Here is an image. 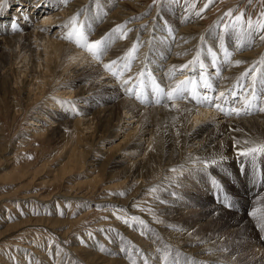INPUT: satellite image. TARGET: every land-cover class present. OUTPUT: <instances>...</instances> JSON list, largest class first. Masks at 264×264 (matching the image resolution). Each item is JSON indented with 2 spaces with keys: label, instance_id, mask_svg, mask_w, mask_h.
I'll return each instance as SVG.
<instances>
[{
  "label": "bare ground",
  "instance_id": "obj_1",
  "mask_svg": "<svg viewBox=\"0 0 264 264\" xmlns=\"http://www.w3.org/2000/svg\"><path fill=\"white\" fill-rule=\"evenodd\" d=\"M82 1L83 0H68L69 3L67 5H64L59 4L57 0H27L24 1V4L16 5L13 9L10 21L16 20L18 22V28H20V30L22 29V31L19 33H17L16 31H12L9 25L6 27L2 26L3 19L8 17L11 12H5L4 14L0 13V94L3 97L8 94L12 95L10 103L11 109L13 111V116L11 117V119L12 121H15L17 117L16 115L23 109L20 104L13 101L17 93L19 96L21 95V100L25 103V105L30 104L31 107H29L31 109L36 110V112L40 116L39 112L41 109L38 105L39 103H55L56 100L53 99V97H55L54 94L61 90L65 91L67 90L66 88H69V91L67 93L61 94H68V100L64 101L70 103L65 105L55 104V106L65 107V110L70 112V116L72 115L75 118L69 120V123H67L70 130H66L63 132L58 130V133L53 136V138H55L54 140L58 142V155H62V157H65V159L62 162L59 161L58 171L56 172V174L53 175V177H51L54 179L57 177V174H61V176L69 175L71 172H73L77 165L79 169H82L84 166L86 167V172L88 173L85 176L89 175L91 172L95 174H90L89 180H84L82 182L75 183V187L81 185L86 186V192H83L79 196H76V194L71 193H68L69 196H67L68 194H64L65 196L63 195V198L67 200V205L68 203L70 204L72 199L76 197L85 198L86 194H88L89 191L93 192V190H95L96 185L100 183L104 177V175H101L98 171H96L97 167H94V165L89 164L87 162L88 159L86 157L88 155V152H85L86 150H84V141H80L79 139V135L82 132L87 135V140H90V145L92 147L95 146L100 152H103V155H105L106 157V162L123 144L126 145L125 152L130 151L132 149V151L135 152L132 154V156H139L136 161H132L131 159H129L131 161V169L132 166L135 165L138 167H136L134 170L129 171L128 173L130 177L132 176V181L135 182V189L145 184V182L143 183L142 179H140L139 176L152 173L154 171L156 160L153 159L157 156L159 150H162L160 152H162V155L164 156V160L162 163L163 169L160 175H157L159 176V178L154 180L153 183L156 184V187H159V189H162L163 191H167L169 194L167 195V197L163 198V201L161 203H154L149 205V210H139L133 207V201L131 200L130 196L125 200L119 202V204L122 205L124 208H128L127 211H130L129 213L132 215V217H138L140 220L144 221V224L140 228H143L144 230L153 229V232L151 230L150 231L155 234L149 240L143 238V234L140 229L134 228V222L130 221V223H133L134 225L132 227L124 225V223H118L115 226L118 229V232H107L105 233V236L104 234L102 236H97V239H95L96 242L84 241L85 243L83 245H69L70 247L66 248L67 252L63 255L61 254V250H59V255L56 254L58 250L51 249L50 251V248L48 247L49 245L46 246V248L44 249L36 245V243L34 244V242L32 244L33 246L25 245L26 249L23 250L21 248L23 250V253L18 255L19 261L15 262V264H129L126 261L128 255H130V257L133 259L137 258L139 260H143L144 262L151 261L152 263L160 264V262H163L165 260V257L169 253L172 254H169L170 260H176L181 262L182 257L177 255H184L186 258H188V260H190V264H232L226 261L225 258L219 257L215 252L208 251L204 247H195L194 241L191 240L189 236L191 233L194 232L196 226H193L191 229H186L188 233L186 231H179L177 233L176 231L173 232V234L168 233V237H165V235L162 233V231L166 229L165 226H168V228L179 226L167 224L163 221H160L162 222V224L157 225L155 223V220L153 219V215L150 210L161 209V211L165 213L164 218H166L167 220L174 217H184L193 212H196L197 210L194 208V204L190 205L191 207H189L188 209L187 207L179 209L176 208L178 202H184L185 196L193 193L194 186L201 187L205 193H209L212 196H216L215 201L217 202L213 203V205L218 206L221 203L220 189H217V187L214 186L212 183H201L193 179L194 175H198V172H201L199 169L203 167V165L196 164L194 163V161L197 158L219 159V157L223 155L228 159L224 160L221 165H211L210 167L217 169L219 172H224L227 170H224L222 168L223 165H234L244 159L243 157L237 156L238 150L244 145L238 144L234 148V142L231 145H228V143L225 142L224 145L217 147L214 151L203 155L197 152L200 149V144L194 143L193 146H190L192 148L191 153H187L190 148H186L187 142L174 144L175 141L178 139L177 136L185 138L189 127V131L191 130L190 134L194 135L197 131L202 129V127L200 128V123H202L206 119H215L217 117L216 115L219 112L208 107H199L198 109H194L191 113L183 111V109L185 108H193V104L191 102L187 104L179 102V109L181 107H183V109L177 110V113L163 109V107L159 108V106H156L155 103L154 107H147V111H144V109L146 110V107L142 109L141 107L143 106H138V103L142 102L138 101L134 95L132 96V99H130L131 97H129V95L124 89L132 87L136 83L135 77L140 70L134 72H132L133 70H131L130 72H127V74L123 75L121 77V82L122 80L126 79L130 74H132L130 77H132L133 79L129 82V84L124 85L122 87L121 82H118L112 75L110 77L109 73L105 72L102 64L107 63L112 59H116L118 56H122L131 47L133 43L132 40L134 34L128 37V41H126V39L123 41L119 39L117 40L114 47L112 49L110 48L109 52L105 55V58L103 59L102 63H98V65L96 64L97 72L88 76L87 85L84 86L82 90H72V88L75 87L74 84L72 85L69 83H63V81H61L63 76H68L69 72H71L72 69L76 67H78V69L75 71V74L78 73L82 67V65L79 66V64H85V62H87V60L91 58L87 53L77 48L74 44L60 38L67 31V29L64 28L63 25L67 23L69 18L80 10H83V12L85 11L86 3H82ZM139 2V0L120 1L117 4L118 6H116L112 11L107 12V14H110V18H103L102 21L95 26L94 31L91 33L90 39H99L101 36L109 32L116 25L125 22V19L128 16L132 15L134 10L139 11L140 9H142V2ZM37 4H41L43 6L37 8L35 7V5ZM41 11L47 12L40 14ZM30 17L32 19L34 17H38V19L35 18L37 19L36 23H34L30 28H27L25 27V22H29ZM145 19L146 18L129 22V29H132V26L137 27V25H139L138 28L142 29L141 26H143V24L145 23ZM52 25H56V27L50 29ZM149 29L150 28H148V30H145L144 32L148 33ZM192 29H194L193 25L180 26L179 34L176 38V40L180 41H177V44L174 45V48H178L176 56H178L180 59L176 57L177 60L173 61L172 65H170V68L173 65L179 66L188 62L189 51L186 52L188 46H186L185 41L187 40V35L192 33ZM221 29L222 28H220V30ZM234 36L235 35L231 37L234 38ZM234 39L236 40V38ZM224 43L227 47L230 44L229 48L232 49L231 51L235 52L234 55L237 56L235 61L239 60L242 61V63L239 66L228 65L226 67V72L224 73L225 75L220 79L217 78L221 81L220 83L217 82L215 77L213 78L214 86L217 89V94L220 91L225 90V88L229 90L233 89V86L237 83V78L240 77L241 73L245 72V70H247L248 68H251L253 66V62L260 60V58L264 56V44L261 42L258 36L257 39H255V41L252 43V46L245 48V50L235 51L236 43L234 46H232L229 39H226ZM213 45L216 46L213 47L214 49L216 48L217 50L215 51L218 52V44ZM194 51L196 53L195 48ZM218 56H222V54H220V50ZM202 59H205V57L202 56ZM105 60H107V62ZM93 62L94 61L92 60V63L89 64H94ZM205 62L210 63L209 60H205ZM256 67L264 68V66L260 64H257ZM148 70L151 71L152 68L149 67ZM190 70H192L191 67L188 69V71ZM191 73H194V71L192 70ZM185 74L186 73L180 74L177 79H185ZM246 82L248 81L246 80ZM103 87H112L111 91L118 97H121L120 100L122 102V107L119 106L118 108L121 110L118 112V116L115 118V114H113L111 110H104L103 112H100L98 116H78L80 112H82V109L76 107V104H74V102L78 101V99L83 97L82 95L84 94L86 95V97H90L93 94L100 93ZM147 101L151 102L155 101V99H148ZM231 102L232 101L230 99L229 103ZM143 103H146V101L144 100ZM48 109L53 110L54 108L49 107ZM133 114H139L141 116V119L135 122V126L129 125L127 127V124H125V126H122L123 124H120L122 118H126L128 116H132V118H135L136 116L133 117ZM114 120L116 124L113 123ZM263 121V114L262 116H253V118L225 117V119H222L218 122V125L219 129L221 130V133H223L226 138H235V140L240 141H243L245 139L253 141H264V124L263 126L259 125L260 122ZM130 122L132 121H129L128 123ZM179 127H181V130L179 129ZM112 128H116V130H118L119 132L123 130L122 128L127 130L124 131V135L120 141H118L111 147L106 148V141L113 137V134L111 132ZM192 129H194V131H192ZM233 129H240V131H233ZM41 130L42 132H39L38 137L44 136V128L41 127L37 131ZM157 131L159 133H157ZM136 132L138 133L135 135ZM162 132L163 139L161 138ZM114 134L116 135L117 133ZM0 138L2 137L0 136ZM45 140H49V138ZM68 143L69 145L65 147V145ZM170 143L173 144L168 145ZM138 151H141L142 153H138ZM173 152L176 153L178 156H174L172 154ZM236 156L239 159L235 160ZM121 161H123V157L114 158L111 161L110 165L107 166L105 172H108L109 175L113 176L115 172H112V166L118 167L119 162ZM45 165L47 164H44L43 167H46ZM88 166L92 167L91 170H88ZM14 167L16 166H12L11 169L7 172H4V174L15 176L17 178L16 181L22 179L25 174L27 175L28 173H32V175H35L36 173L40 172L39 170H33V172H29V170L27 169L26 171L22 172V170ZM251 167L252 165H248L245 166L242 170L250 172L249 169ZM171 169H176V171H171ZM255 169H258L259 179H256V177V181L250 183L249 185L247 184L245 186V189L241 187L243 190H245L244 196L246 197L245 200L247 201V206H250L249 209L247 208L249 212L253 211L254 209L264 211V207H254L251 205L253 201L258 200V198L264 194V186H262L260 183L264 179V156L258 158L257 166ZM156 172L159 171L156 170ZM134 174H136V176ZM247 175L248 173L242 174L243 177H246ZM10 182L13 181L10 180ZM223 192L227 195L229 201L230 197L232 200L234 198L238 200L237 194H233L231 192L228 194L224 190ZM27 197L31 198L30 195ZM3 199L5 200L6 198ZM99 201L101 203H98V207L110 206L109 210L112 211V207L114 206V204H116V202H118V199L102 198ZM32 202L34 201L30 200V203L27 204V208L29 211H26L25 209L26 212H21L23 208L21 209L20 213H22V216H20L19 214V216L13 214V211H11L12 206H10L12 205V203L7 202L6 205L5 203L4 205L0 204V208L3 209L4 207H6V211L5 213H3V216L0 215V228L3 227V229H0V237H6L10 229H16L19 226L22 227V225L26 223L32 224L34 226L36 224H42L43 222H47L48 220L52 221V223L54 224L62 223V221H57V219L60 218L59 216L57 217V219L50 218L49 216L45 217L46 215L23 218L25 214H30L36 211L41 214L42 212L43 214H47V210H44L46 212L38 209L35 210L34 203ZM174 202L175 205L172 206ZM231 204V208L234 209V202ZM130 206H132V208ZM86 207L90 208L85 209L82 215H85L91 211L90 205H87ZM129 208L132 210H130ZM247 209L244 210L247 211ZM68 210L70 209H65V211ZM55 213H59L57 209L55 210ZM259 214L260 213L258 212V215ZM65 215H67L66 212ZM68 216L66 220L69 222L68 224H71L73 220L69 219ZM77 220L78 219H75V222ZM112 222L113 220L109 223ZM241 224L245 226L244 250L249 258L248 263L263 264L264 242L263 240L259 241V239H261L260 237L264 235V232H261L256 228V220L250 216L247 220L243 218ZM49 225L47 227H49ZM203 225H201L199 229H201ZM69 229H71V227ZM58 230L56 231V233H58ZM107 239H111L116 242H121L116 245L115 248L112 246L113 248H111V251L113 252V255L104 256L102 253H100L102 252L100 251V248L103 247L104 249H106V245L108 246V243H106ZM8 240L12 239L10 238ZM77 240L80 241V236L77 237ZM122 241H126V247L125 242L123 243ZM102 242L105 244H103ZM74 244L76 245L78 243ZM2 245L4 246V244ZM34 246H38L39 248H35ZM121 247L130 249L131 251L121 252ZM133 247L138 248L139 251H143L141 253L134 254L136 258L132 257ZM163 247L172 250L166 251L165 254V250L163 249ZM28 248L30 252L26 253V250ZM8 249L10 250L9 247ZM14 251L16 250L13 249L9 253L13 256ZM77 251H81V253H77ZM134 252H136V249L134 250ZM6 257L7 255H4V258H2L1 254L0 264H12L9 263L11 262L10 258Z\"/></svg>",
  "mask_w": 264,
  "mask_h": 264
},
{
  "label": "rangeland",
  "instance_id": "obj_2",
  "mask_svg": "<svg viewBox=\"0 0 264 264\" xmlns=\"http://www.w3.org/2000/svg\"><path fill=\"white\" fill-rule=\"evenodd\" d=\"M24 1L27 0H4L2 6H0V13L4 14L5 12H11V14L3 19L2 26L4 27L8 25L10 26L9 21L11 19V15L13 13L14 7L16 5L24 4ZM120 1L122 0H83L82 3H86V9L84 12L81 10L79 11L81 12L80 19L81 20L87 19L89 23H93L92 24L93 27L92 32H93L95 26L99 22H101L103 18L104 19L110 18V14H107V12L112 11L116 6H118L117 4ZM139 1H140L139 3L142 2L141 3L143 5L142 9H140L139 11L134 10L132 15L128 16L125 19V22L130 21L131 18L133 17H135L136 19L131 21L141 20L143 18L147 19V20L145 19V23L143 24V26L145 27H142V29H140L138 28L139 25H137V27L132 26V31L128 33V37L134 34L132 42L136 40L137 35H139V39L142 42L138 49V52L136 53L137 58L132 62L131 70H133L132 72H134L137 70H141V68L145 67V55H147V61H148L147 68L149 67L152 68L151 72L156 78L157 82L160 83L162 86H164L166 89L167 87L173 85L176 82V80H180L177 79V77L180 75L179 73L172 80H169L167 78L166 73L168 72V69L170 68V65H172L173 61H176L177 60L176 57H178L176 56V52L178 48L175 47L176 48L175 49L174 45L177 44V41L178 42L180 41V40H176V38L178 37L179 29L181 25H193L194 27V29H192V33L188 34L186 37L187 39L186 46H188L186 52L189 51L188 61L191 60L193 56L196 55L194 48L196 49V51L199 48V50L202 53V56H204L205 60H207L206 59L207 48L211 46L214 49L213 46L215 45L213 44H218V41L214 39L216 33L220 31V28H223L224 23L229 22V18L227 17H224V19L221 20V17H223V14L226 11H228L229 9H234V15H235L239 13L241 10H244L246 17L250 15L253 17V19H255L257 14L261 10H264V0H252L251 4H249L248 0H214V3L210 5V7L206 9L201 14V16L198 17L195 15V13L199 11V9L203 8L207 0H188V5L195 4V8H191L188 10H186L187 5H185V0H180L178 4H164L162 7L159 3L153 5V0H139ZM45 12L47 11H41L40 14ZM145 13L147 14L145 15ZM185 17H188V19L185 20L184 19ZM35 18L38 19V17H34L33 20L30 17V21L25 22L26 23L25 27L30 28L34 23H36L37 19ZM164 24L169 25L173 29V33L171 36L168 34L166 30L163 29ZM126 26L127 29L130 28L129 23H127ZM55 27L56 25H52L50 29H53ZM148 28H150L149 32L148 33L144 32L145 30H148ZM153 29H155V31H153ZM21 31L22 29L20 30L19 28V30L16 32L19 33ZM128 37L126 41L129 40ZM201 37H204V42L202 46H201ZM234 38L233 37L228 38L232 46H234L236 43V40ZM255 39H257V37ZM117 40H115V42L112 44V46L110 47L111 49L116 44ZM150 40L151 43H149ZM261 42L264 44V41ZM0 47H1V43H0ZM229 47L230 44L228 48ZM245 48H248V46L243 47L241 50H245ZM214 50L217 49L215 48ZM229 50L231 51L232 49L229 48ZM217 53L219 54V48ZM232 53L233 54L231 59L234 62L237 56L234 55L235 53L234 51H232ZM104 58L105 56L102 58V61ZM219 58L222 60V56ZM105 61L107 62V60ZM89 63H92V58H89L87 62H85L86 65L82 63L79 64V66L82 65V67L78 73L75 74V71L78 69V67H76L72 69L71 72H69L68 76H63L61 81H63V83H69L72 85L74 84L75 87L72 88V90H76V91L79 89L82 90V88L87 85L88 76L90 74L97 72L96 66L98 65V63L96 61L93 62L94 64H89ZM227 66L228 65H221V76L218 79L222 78L225 75L224 73L226 72ZM191 71L192 70L188 71L187 69L183 73H186L185 74L186 76L188 75L194 76L196 72L191 73ZM208 71L210 73H213V78H214L215 77L214 70L211 67H209ZM125 74H127V72H125L124 75ZM131 75L132 74L128 75V77H130ZM109 76L111 77V74H109ZM128 77L126 79H128ZM215 78L218 83L221 82L220 80L217 79V77ZM244 83L247 82L244 81ZM111 88L112 87H103L100 93L93 94L92 96L89 95L90 97H86L85 94L82 95L83 97L78 99V101H75L76 103L74 102V104H76V107L82 109V112H80L78 116H84V115L98 116L99 113L103 112L104 110H111L113 114H115V118H116L118 116V112L121 111L118 108L119 106L122 107V102L120 100L121 97H118L116 94H114L111 91ZM66 89L67 90L65 91L61 90L54 94L55 97H53V99L56 100L55 103L38 104L41 109L39 112L40 116L36 112V110L30 108L31 107L30 104L25 105V103L21 100V95L19 96L17 93L13 101L20 104V106L23 109L18 114L16 113L17 115L15 114L17 116L15 121H12L11 119V117L13 116V111L11 109V103H10V99L12 98V95L8 94L5 97H3L0 94V129H1L0 136L2 137L0 138L1 139L0 198L2 197L0 199V204L4 205L5 203L6 205L7 202L12 203V205L10 206H12L11 211H13V214L17 216L19 215L22 216L21 215L22 213H20L21 209L23 208L21 212L29 211L27 208V204H29L30 200H32L34 201L32 203H34L35 210L37 209L42 211L47 210V212L46 211L44 212H46L49 215L43 214V212L41 214L36 211L30 214L23 213L25 214L23 218L46 215L45 217L49 216L50 218L57 219V217L59 216L60 218L57 219V221L58 222L62 221V223L54 224L52 223V221L48 220L47 222H43L44 223V224L42 223L43 225L36 224L35 226L26 223L22 225V227L21 226L17 227L18 229L17 228L10 229L6 237L5 236L0 237V241L2 242V243L0 242V256L2 254V258H4V255H7V257H9L11 261V262L7 261V262L12 264H15V262L19 261L18 255L22 254L23 250L26 249L25 245L33 246L32 245L33 242L34 244L36 243V245H38L43 249L49 245L48 247L50 248V251L51 249L58 250L57 246H59V250L62 251L61 254L63 255L64 253L67 252L66 251L67 247H70L71 245L74 246L83 245L80 243L81 240L87 242H91V241L96 242L95 239H97L96 238L97 236H102L103 234L105 236V233L107 232H118V229L115 226L118 223L121 224L123 222L121 220H118L116 216L119 215L126 219L132 217V215L129 213L130 211L129 212L127 211L128 208L126 209V207L124 208L122 205L119 204V202L125 200L129 196L133 201V205H132L133 207L139 210H149L148 209L150 208L149 205L154 203H161L163 201V198L167 197V195L169 194L167 191H163L162 189H159V187H156V184L153 183L154 180L159 178V176L157 175L158 174L160 175L163 169L162 163L164 160V156L162 155V152H160L162 150H159L157 156L153 159L156 160L154 171L152 173L139 176L140 179H142L143 183L145 182V184L135 189L136 187L135 182L132 181V176L130 177L128 173L129 171L134 170L137 166L136 165L132 166L131 169L130 167L131 161L129 159H131L132 161H136L139 158V156L137 155L132 156V154L135 153L134 151H132V149L130 151L125 152L126 145L123 144L121 145L120 148H118L117 151H115L112 157L106 162L105 159L106 157L105 155H103V152H100L98 148L95 146L92 147L90 145V140H87V135L82 132L79 135V139L80 141H84L83 144L84 150H86L85 152H88L87 153L88 155L86 157L88 159L87 162L89 164L94 165V167H97L96 171H98L99 174L104 175V177L102 181L96 185L95 187L96 191L95 190H93V192L89 191L88 194H86L85 198L76 197L71 200L70 204L68 203L67 205V200L63 198V195L71 193V194H76V196H79L83 192H86V186L81 185L75 187L74 185L75 183L82 182L84 180H89L90 174L94 175L95 173L91 172L89 175L85 176L88 173L86 172L87 170L86 167L84 166L82 169H79L77 165V167L69 175L61 176V174L60 175L57 174L56 178L54 179L52 178L53 175L56 174V172L58 171L59 161L62 162L65 159V157L64 158L62 157V155L60 156L58 155L59 152V150L57 151L58 142L54 140L55 138H53V136L56 133H58V130L62 132L66 130H70L67 123H69V120L75 118L72 115L70 116V112L65 110L66 109L65 107L55 106V104L65 105L70 103L64 101V100H68L69 98L68 94L67 95L61 94V93H67L69 91V88ZM129 97H131L130 99H132V96ZM153 98L155 99L154 96H149L148 98L145 99L146 103H138L139 104L138 106H143L141 107L142 109L146 107V110L144 109V111H147V107L155 106L154 101L151 102L147 101L148 99L154 100ZM49 107H53L54 109L50 110L48 109ZM160 107L163 106H159V108ZM163 109L169 110L168 108L165 107H163ZM180 109H183V107H181ZM169 111L177 113L176 112L177 110H169ZM262 114L264 116V112L253 111L251 115H244L241 117L253 118V116L256 115L262 116ZM222 115H223L222 113L221 114L218 113L215 119L213 118V119L204 120L202 123L199 124L200 128L202 127V129L197 131L194 135L190 134L191 130L189 131L190 128L189 127L185 138H182L181 136H177L178 139L175 141L174 144L187 142L186 148L193 146L194 143L200 144V149L197 152L203 155H206L214 151L217 147L224 145L225 142H227L228 145L233 144L234 139L233 138L229 139L228 137L226 138L225 135L221 133V130L219 129L218 122L222 119H225V117ZM134 116L136 117L132 118V116H128L126 118H122L120 124H123L122 126H125V124H127V127L129 125L135 126L134 125L135 122L139 121L141 119V116L139 114L137 115L133 114V117ZM241 117H235V118H241ZM32 121L35 123H33ZM129 121L132 122L128 123ZM113 123H115V120L113 121ZM263 124L264 121L260 122L259 125L263 126ZM41 127L45 129V131L43 130L44 136L38 137L39 132L41 133L42 130L41 131H37V130H39V128ZM122 129L123 130L121 132L116 130V128L111 129L113 137H111L108 141H106L105 143L106 148L111 147L112 145H114L115 143H117L122 139L124 135V131L127 130L124 128ZM179 129L181 130V127H179ZM192 131H194V129H192ZM114 133L117 134L115 135ZM137 133L138 132H136L135 135ZM157 133L159 132L157 131ZM162 134L163 132L161 133V138L163 139ZM47 137L49 138V140H45L48 139ZM172 144L173 143H170L168 145H172ZM68 145L69 143L66 144L65 147H67ZM191 150L192 148L190 147L187 153H191ZM90 151L92 154L90 153ZM94 151H96L97 153ZM138 153H142V152L138 151ZM172 154L174 156H178L174 152ZM29 157H31V159H29ZM122 157H123V161H121L122 163L119 162L118 167L112 166V172L113 173L115 172L113 176L109 175L108 172H105L107 166L110 165L111 161L114 158H122ZM236 159L239 158L236 156L235 160ZM241 161L244 162V167L251 165L248 161H244V159H242ZM241 161H239V163L234 165H223L222 168L227 171L219 172L217 169L209 167L207 173L198 172V175H194L193 177L194 180L201 183H211V180L215 179L219 183L220 189L224 190L228 194L230 192L233 194H237L238 200L235 198L232 200L230 197L231 203L234 202L235 205L234 209L232 208L229 209L224 207V204L222 202L218 206H214L213 203L217 202L215 201L216 196H212L209 193H205L201 187L194 186L193 193L190 195H186L184 202L183 201L178 202L176 208L179 209V208L187 207L188 209L189 207H191L190 205L194 204V208L197 210L196 212H193L184 217H174L167 220L166 218H164L165 213H163L161 209L150 210V212L153 215V219L155 220V223L157 225L162 224V222L160 221H163L166 222L167 224H173L175 226H179L173 228H168V226H165L166 229L164 231L161 230L162 233L165 235V237H168V233L173 234V232L176 231L177 233L179 231L182 232L186 231L188 233L186 229H191L193 226H196L194 232L191 233L189 236V238L194 241L195 247H204L208 251L215 252L219 257L225 258L226 261L232 264H249L248 255L244 250L245 226L241 224V221L243 218L245 220L248 219L249 217L248 209L250 208V206L249 205L247 206V201L245 200L246 197L244 196L245 190H243L242 188L245 189V186L247 184L249 185L250 183L255 182L256 177H257L256 179H259V175H258V169H253V167L249 169L250 172H246L242 170ZM44 164H47L45 165L46 167H43ZM14 165L16 166L14 168L20 169L22 170V172L26 171V169L29 170V172H33V170H39L40 172L36 173L37 175L36 174L32 175V173H28L27 175L25 174L23 178L20 179L21 181L20 180L16 181L17 178L15 176L4 174V172L9 171L11 167ZM91 168L92 167L88 166V170H91ZM156 170H158L159 172H156ZM246 173H248V175L246 177H243L242 174H246ZM134 175L136 176V174ZM10 180H12L13 182H10ZM260 183L262 186H264V179ZM152 188H155L156 191L154 192L149 191ZM121 193H123V195H121ZM69 194L67 196H69ZM29 195L31 196V198L27 197ZM3 198L6 199L4 200ZM102 198L103 199L114 198V199H118V202L114 204V206L112 207L113 210L110 211L109 210L110 206H101V207L97 206L101 203L99 200ZM87 205L91 206V211L85 215H82L85 209L90 208V207H86ZM174 205L175 202L173 203L172 206ZM251 205L254 207H258V206L264 207V194L260 196L258 200L253 201ZM132 206L130 207L132 208ZM56 209L59 213H55ZM65 209H70V210L65 211ZM244 209L245 210L247 209V211H245ZM5 211H6V207H4L3 209L0 208V215L3 216V213H5ZM65 212L67 215H65ZM67 216L69 217V219L73 220L71 224H68L69 222L66 220ZM75 219L78 220L75 222ZM112 220L113 222L109 223ZM45 223L46 225L47 224L49 225L51 223L52 224L49 225V227H47L48 225L46 226ZM134 225H135L134 227L135 229L138 228L142 231L143 238L146 240H149L155 234L152 233L153 229L151 230L148 228L149 230L147 229L144 230L143 228H140L142 227V225H140L139 222H134ZM201 225L203 226L201 229H199ZM70 227L71 229H69ZM0 229H3V227H1ZM57 230L58 233H56ZM89 232L92 233L91 237L88 236ZM79 236H80V241L77 240V237ZM10 238L12 240H8ZM260 240L262 239H259V241ZM5 241L8 242L9 244L6 243ZM120 242L107 239L106 241V243H108V246L106 245L107 250L105 249V251L100 253H102L104 256L113 255L111 248L113 247L115 248L116 245H118ZM122 242L123 243L125 242V247H126V241H122ZM74 243H78V244L75 245ZM2 244H4V246ZM8 247L10 248V250L8 249ZM34 247L37 248L36 246ZM13 249H15L16 251L13 252V256H12L9 252L12 251ZM135 249L136 252H134ZM163 249L165 250L164 251L165 254L166 251L172 250V249H167L166 247H163ZM221 249H226V251H221ZM29 252L30 250L28 248L26 250V253ZM141 252L143 251H139L138 248L133 247L132 257H135L134 254ZM77 253H81V251H77ZM169 254L165 257V260L163 262H160V264H173V261H176V260H170ZM177 256L182 257L181 262L176 261L177 264L191 263L190 260H188V258H186L184 255H177ZM233 257H235V259H233ZM126 261L129 264H144L143 260H139L137 258L133 259L130 257V255H128ZM147 264H155V263L149 261L147 262Z\"/></svg>",
  "mask_w": 264,
  "mask_h": 264
},
{
  "label": "snow or ice",
  "instance_id": "obj_3",
  "mask_svg": "<svg viewBox=\"0 0 264 264\" xmlns=\"http://www.w3.org/2000/svg\"><path fill=\"white\" fill-rule=\"evenodd\" d=\"M3 2L4 0H0V6H2ZM57 2L64 5L68 4V0H57ZM179 2L180 0H153V5L159 3L162 7L164 4H178ZM248 2L251 4L252 0H248ZM213 3L214 0H207L203 8L199 9L195 15L198 17L201 16V14ZM185 5H187L186 10L195 8V4L188 5V0H185ZM42 6L43 5L41 4L35 5L37 8ZM146 14L147 13H145V15ZM80 15L81 12L78 11L69 18L67 23L63 25L67 31L60 38L83 50L97 63H102V58L107 54L115 40L127 39L128 33L131 32L132 29H127L126 25L131 22V20L136 19L133 17L130 21L116 25L99 39L91 40L90 35L93 30L92 24L89 23L87 19L81 20ZM224 17L229 18V22L224 23L223 28L218 31L214 37V39L218 41V48L220 54H222V60L219 58L217 51L209 46L206 50V59L209 60L210 63H206L205 59H202V53L198 48L196 55L193 56L191 60L179 66H171L166 73L167 78L172 80L178 73L183 74L185 69L191 67L192 70L196 72V75L186 76L183 80H177L173 85L166 89L157 82L152 72L148 70L147 55H145V67L141 68L136 74V83L132 87L124 89L126 93L129 96L134 95L135 98L142 103L149 96H154V102L156 105L163 106L169 110H180L179 102L185 104L191 102L193 108L183 109V111L189 113L199 107L214 109L217 112L222 113L225 117L251 115L253 111L264 112V68L256 67L257 64L264 66V56H262L260 60L253 62L251 68L241 73L240 77L237 78V83L233 86V89L229 90L225 88V90L220 91L218 94L214 87L213 73L208 71L209 67H211L214 70L215 77L219 78L221 76V65L239 66L242 63V61L239 60L232 61L231 57L233 53L224 43V41L231 38V36L235 35L236 50H241L245 46L251 47L257 36L261 41H264V10H261L255 19L250 15L246 17L244 10H241L234 15V9L226 11L223 14V17H221V20H223ZM184 19L187 20L188 17H185ZM9 23L12 31L15 32L19 30L18 22L16 20H11ZM163 29L166 30L170 36L172 35L173 29L169 25L164 24ZM153 31H155V29H153ZM203 42L204 37H201V46L203 45ZM141 43L139 35H137L136 40L122 56H118L116 59H112L109 62L102 64L105 72L111 74L118 82H121V77L124 73L131 71L132 62L137 58L136 53L138 52ZM149 43H151V40ZM185 43H187V41H185ZM132 79V77H128V79L122 80L121 86L123 87L124 85L129 84ZM246 80L248 82L243 83ZM230 99L232 101L231 103H229ZM233 131H240V129H233ZM233 139L234 148L238 144L244 145L238 150L237 156L243 157L244 161H248L253 169H255L258 158L264 156V141H253L249 139L240 141L235 140V138ZM29 159H31V157H29ZM226 159L228 158L223 155H221L219 159L197 158L194 163L203 165L199 170L207 173V170L211 165H221ZM241 168H244L243 161H241ZM171 171H176V169H171ZM211 183L215 185L217 189H220V185L215 179H212ZM149 191L154 192L156 189L152 188ZM121 195H123V193H121ZM220 198L224 207L231 209L232 204L222 189H220ZM258 212L260 213L259 215ZM249 216L256 220V228L261 232H264V211L254 209L249 212ZM116 218L129 227L134 226L133 223H130V220L132 222L138 221L141 225L144 224V221L140 220L138 217L126 219L117 215ZM88 236L91 237L92 233L89 232ZM261 239L264 240V236H261ZM80 243L84 244L85 242L81 240ZM57 249L58 251L56 254L59 255V246H57ZM100 251L103 252L105 249L101 247ZM120 251L130 252L131 250L121 247ZM221 251H226V249H221ZM233 259H235V257H233ZM144 264H147V261H145ZM173 264H177V262L173 261Z\"/></svg>",
  "mask_w": 264,
  "mask_h": 264
}]
</instances>
